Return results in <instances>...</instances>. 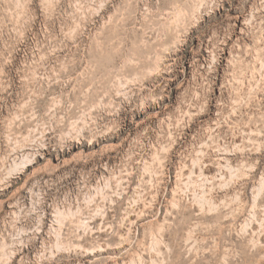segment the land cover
<instances>
[{
	"label": "rangeland",
	"instance_id": "obj_1",
	"mask_svg": "<svg viewBox=\"0 0 264 264\" xmlns=\"http://www.w3.org/2000/svg\"><path fill=\"white\" fill-rule=\"evenodd\" d=\"M0 180V264H264V0H0Z\"/></svg>",
	"mask_w": 264,
	"mask_h": 264
},
{
	"label": "bare ground",
	"instance_id": "obj_2",
	"mask_svg": "<svg viewBox=\"0 0 264 264\" xmlns=\"http://www.w3.org/2000/svg\"><path fill=\"white\" fill-rule=\"evenodd\" d=\"M178 15H179V13H178ZM183 15V14H182ZM1 181V180H0ZM3 255V254H2Z\"/></svg>",
	"mask_w": 264,
	"mask_h": 264
}]
</instances>
